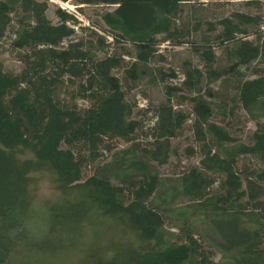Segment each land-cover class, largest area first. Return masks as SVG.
Returning a JSON list of instances; mask_svg holds the SVG:
<instances>
[{
    "label": "trees",
    "instance_id": "1",
    "mask_svg": "<svg viewBox=\"0 0 264 264\" xmlns=\"http://www.w3.org/2000/svg\"><path fill=\"white\" fill-rule=\"evenodd\" d=\"M61 1H72L78 9L113 5L97 27L113 39L112 45L120 40L132 44L134 60L125 61L126 51L98 56L111 42L95 31L87 39L71 38L72 24L79 23L76 16L57 7L58 21L53 22L46 14V0H0V49L9 39L21 64L17 72L6 71L0 60V264H24L23 257L33 252L76 249L87 232H98L106 220L148 243L133 255L137 264H219L200 244L196 235H206L200 223L186 219L185 208L176 216L182 220L175 223L178 233L164 236L165 219L171 214L150 203L160 183L150 161H164L159 148L178 135L188 116L173 104L172 91L190 93L203 76L209 82L221 76L225 68L216 66L214 45L228 65L231 101L251 116L256 128L249 142H243L212 120L216 111L224 116L225 111L217 110L204 94L179 96L177 105L191 104V127L202 157L198 165L181 172L171 198L197 204L216 233L209 243L229 264H264V120L255 112L264 110V35L249 27L259 26L258 17L235 12L218 21L221 30L214 34L215 44L204 36L193 42L192 52L201 67L186 69L180 86H165V100L153 108L147 134L152 141L144 146L131 142L116 150L108 174L95 171L84 176L83 168L102 149L111 150L116 139L130 142L142 126L132 117L135 102L126 99L113 69L124 67L125 82H137L139 64L162 57L157 49L161 43L186 42L191 32L186 24L177 25L175 16L182 4L199 0ZM157 76L161 81L176 77L162 68L154 69L150 78L155 81ZM78 100L86 104L79 105ZM242 156L255 158L261 166L240 165ZM44 173L60 192L47 206V228L56 242L34 237L25 221L34 203L37 175ZM216 174L218 187L211 193Z\"/></svg>",
    "mask_w": 264,
    "mask_h": 264
},
{
    "label": "rangeland",
    "instance_id": "2",
    "mask_svg": "<svg viewBox=\"0 0 264 264\" xmlns=\"http://www.w3.org/2000/svg\"><path fill=\"white\" fill-rule=\"evenodd\" d=\"M46 1H48L46 14L53 22L58 21L55 16L57 7L66 9L76 16L79 23L72 24L75 34L71 38L87 39L93 37L91 31H95L108 42H111L110 46H106L104 50L97 52L98 56L102 57L111 52L121 53L126 51L123 55L125 61L132 62L134 60L135 48L132 44L120 40L112 45L113 39L103 29L97 27L98 24H102L101 15L106 11L112 10L114 8L113 5H84L81 9H78L72 1ZM235 12L258 17L259 26L249 25V27L253 30L261 29L262 35H264V0H199L184 3L175 16V22L177 25L184 23L189 28L191 33L185 40L186 42L181 45H171L168 42L161 43L157 49L158 54L162 57L160 58L156 55L147 64H139L137 72L139 80L135 83L125 82L124 67L113 69L112 73L123 83L126 99L129 102H135L136 106L132 117L139 120L142 126L135 131L130 142L116 139L112 141L113 147L111 150L102 149L100 151L101 155L83 168L84 176L90 175L95 171L101 175L108 174L109 168H111V157L116 150L128 147L131 142H137L144 146L152 141V137L147 134L149 126L154 121L153 108L157 103L165 100V86H180L182 79L185 77L186 69L201 67L198 58L192 52L191 44L193 42H201L202 36L208 37L210 43L215 44L214 34L221 30V25L218 21L223 17L232 16ZM12 18L11 24L15 25L16 16L13 15ZM196 24L199 25L196 30H193V26ZM249 38L254 39V36L250 35ZM213 47L219 57L216 64L217 68H225L222 70L221 76L210 82L203 76L197 84L196 90L190 93H187L185 89L172 91L173 104L177 109L183 110L188 116L178 135L169 138L168 142L159 148V157L164 158V161L162 163L156 160L150 161L151 170L158 174L160 181L150 203L151 205L164 207L171 214L170 219H165L162 231L164 236H168L169 233H178L175 223H181L182 220L180 218L176 220V216L182 208H185L187 210L186 219L200 223V231L204 232L206 237L196 236L202 247L211 252L209 254L211 259L219 264H229L228 258L209 243L216 237V233L207 224L208 221L205 219L203 211L197 209V204H187L188 201L185 199L171 198L172 194L177 191L175 187L176 179L181 172L191 166L198 165L202 157L201 143L195 138L191 127L193 121L191 104L189 101H183L177 105L176 102L180 100L179 96L184 94L194 95L196 92L204 94L213 104H217V110L225 111V116L216 111L212 116V120L224 126L232 136L243 142H249L250 135L256 128L255 121L251 116L231 101L234 89L231 82H229L230 73L226 70L228 65L223 60L221 49L217 45ZM0 60L6 71L17 72L20 69L21 64L15 58V52L9 45V39H5L1 45ZM185 62H189L190 67L185 66ZM255 64L260 66L258 63ZM157 68H162L165 74L174 73L176 77L167 76L161 81L160 77L157 76L154 81L150 78L151 72ZM240 68L243 69L244 67L240 66ZM78 104L84 105L86 102L78 100ZM231 109H233L232 114H230ZM255 112L260 115V119L263 121L264 110L258 109ZM187 148H190L192 152L188 153L186 151ZM239 164H244L249 168L261 166L255 158L250 156L240 157ZM37 176L38 182L34 190V203L25 221L29 228V233H32L34 237H38V239L39 237H44V239L47 237L50 238V241L56 242L58 239H55V236L48 232L47 206L51 202L57 201L60 192L53 184L49 174L44 173ZM219 176L218 174L215 175L217 181L211 187V193L218 187ZM113 182L115 183V180ZM98 230V232L94 230L87 232L85 242L76 249L64 250L54 254L33 252L23 257V260H25L24 264H132V262L137 264L133 255L140 247L148 244L147 242H141V240H138L118 224L107 220L99 226Z\"/></svg>",
    "mask_w": 264,
    "mask_h": 264
}]
</instances>
